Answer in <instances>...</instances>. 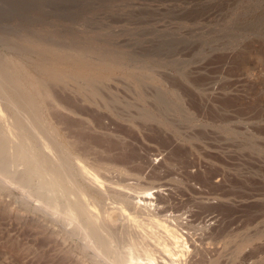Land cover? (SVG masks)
Returning <instances> with one entry per match:
<instances>
[{"label": "rangeland", "instance_id": "obj_1", "mask_svg": "<svg viewBox=\"0 0 264 264\" xmlns=\"http://www.w3.org/2000/svg\"><path fill=\"white\" fill-rule=\"evenodd\" d=\"M32 43L50 45L56 57L63 53L59 50L81 51L85 58L89 55L88 60L95 55L107 60L101 66L79 68L66 60L57 61L59 68L98 74L95 78L101 84L97 81L94 86L97 95L106 99L104 106H88L97 109L93 114L101 110L96 113L99 117L86 114L87 105L80 106L84 110L77 107L83 111L79 115L83 121L85 115L92 117L89 127L78 115L67 118L76 128L72 130L76 137L83 140L81 147L91 151L97 147L104 154L93 149L99 152L97 156L93 153L96 157L115 158L136 176L130 179L125 174L126 182L124 174V178H115L117 172L111 171L112 177L108 171L101 179L111 175L119 181L118 187L131 183L132 188L138 183L151 192L156 185L160 187V201H156L163 202V212L191 221L192 238L209 243L211 252L199 257V264H264V0H0V54L38 59L30 48ZM173 88L183 90L185 102ZM180 107L187 109L185 113ZM144 115L151 118L146 120ZM133 126L142 131L136 133ZM172 134L176 141L170 138ZM121 156H127L126 160ZM152 158V164L146 163ZM138 169L144 173L139 180ZM11 216L0 218V233L5 227L0 236L20 239L19 246L24 243V264H79L78 252L65 253L61 242L37 232L27 216L20 220Z\"/></svg>", "mask_w": 264, "mask_h": 264}, {"label": "bare ground", "instance_id": "obj_2", "mask_svg": "<svg viewBox=\"0 0 264 264\" xmlns=\"http://www.w3.org/2000/svg\"><path fill=\"white\" fill-rule=\"evenodd\" d=\"M30 48L31 50H33L32 52L35 51V53H38V57H39L38 59L36 58L35 60L25 59L19 56L20 54L17 56H14L15 54L10 55L9 53L3 55V52L0 54V218L1 220L3 221L2 218H5L3 217V215L5 216L6 214L10 215V213L14 215V217L11 216L13 217L14 220H16L17 218H19L20 220L21 217L25 218L24 216H27L28 215L27 212H28L30 215L27 216V218H29V221L27 220V218L26 221L33 223L34 225L33 227L38 228V230L36 229L37 232L41 230L44 233V235L46 234L47 238L52 237L53 239H56L59 242H61L62 244L61 243L59 244H61V246H64L63 248H65L66 250L65 253L67 252V254L70 253L72 254L78 252L80 254V257L77 259L78 262L76 261V263L79 264H86V263L87 264H196L198 263V261L200 260L199 257L204 258L206 256L205 254L206 253L208 254L210 250V247L208 245L209 243H206L205 241L202 242L204 239L201 240L200 239L201 237L199 238L200 240L197 241L192 238L191 236L192 232H190L189 229L192 226V224L190 223L191 221L189 222V220L187 222L183 220L184 219L183 217L185 216H182L183 219H181L178 218L179 216L178 217L176 216V213L173 216H171V214L169 216L163 212L164 211L162 205L163 202L161 201V205L160 203L157 202L160 201L159 199H157L160 197L158 191L159 189L157 190V188L160 187H157V185L154 183L156 185V191H158L156 192L155 189H153V191H155L154 193L156 194L154 196L153 191L151 192V190L145 189L146 191H150V192H145V190L142 189L143 188L142 186H144V184L142 185L139 182L142 185L141 186L135 182L136 180L134 181L136 184L135 183L134 184L138 185V187L140 186L141 190H144L143 193H139L140 191L138 192V190L140 189H138L137 186L135 187L134 184H133L134 186L133 185L132 186L137 189L138 193L133 191L136 189H134L133 187H132L133 189L131 188L130 182L132 181L128 182L130 183L129 184L130 186L126 185V188L129 187L128 189H126L123 186L126 183L123 182L122 179L119 180H121V182L125 184L122 183L123 185L120 187H118L119 181L117 179H115L117 181H113L114 178H111L110 177L111 175L106 176L108 180L104 178L101 179L102 177H104L105 175L104 173L105 172L107 173L108 171L109 173L107 174H111L112 173L111 171H116L117 173L115 174L116 175L115 178H120V177L124 178L123 176L125 174L128 175V178L130 177L129 176L130 174L131 175L130 179L132 178V175H134L133 179L134 177L136 179V176L134 173L131 174L132 171H130L129 168L127 170L126 168L127 166H123V164L121 165L117 163L118 160L115 158L114 161L117 160V162L115 161L116 163L112 159H110V161H107L104 160L105 157L104 159L103 158L99 159V156L96 157L97 156L96 154L100 152L99 150H97V147L95 149L92 148V151L89 150L90 148L89 149L82 148L81 146H84V143H82L83 140L81 138H80L81 140L79 139L80 135L76 137V133L73 132L74 131L73 129L76 128H74L73 124H71V122L68 120V119H73L71 117L69 118V115L70 116L72 115V117L73 116L75 117V115L78 116L81 115L80 112L82 110L79 111V108L80 109L83 108L80 106H84L85 108L87 105V109L88 106L90 105L97 107L100 105L104 106L106 103L105 102L106 99L104 97H100L99 95H97V93L99 92L98 87L94 86L97 83V81L100 80L95 78L96 77L95 75L98 74L92 75L93 73H89V72L80 73L77 72L76 70L59 68L57 66V61L66 60L69 61L70 65L73 68H79L82 66H90L93 64H98L101 66L100 63H105L107 60L103 59L102 57H99V55H97L98 57L95 55V57L97 58L95 59L94 57L93 58L94 60H92V58L88 60L89 55L87 58H85V56H83L82 54L84 52L81 53V51L80 53L82 55L78 51L76 53H71L69 51L70 54H68L66 51L59 50L63 53L61 56L56 57L53 56L52 47L50 45H45L42 43H32ZM16 53L18 52L16 51ZM32 69L34 70V72ZM168 79L171 80V78ZM99 82L97 83L98 86L99 84H101V82L100 83ZM174 91H175V95L179 97L178 98L179 100H182L184 102L186 101V98L185 100L183 98V94H182L183 90L182 91L178 90L179 92L181 91L180 93H176L178 92L176 91V89H174ZM183 93L186 95V92ZM100 95L102 96V94ZM188 97L187 100L190 99ZM193 99L194 98H192V101ZM78 106L79 108H77ZM178 106H181L179 105V102H178ZM180 108L182 111H184L182 107ZM96 110L97 109L93 110V108L92 110L88 109V112L86 114L88 115L93 114L94 111ZM98 110L100 109L98 108ZM97 112L100 113L102 111L100 110ZM97 112H95V114ZM65 114H67L68 117H66ZM95 114H93L94 116L93 115L92 116L95 117ZM101 114L100 117L102 118ZM148 114L150 113H147V115ZM192 114L191 116H193ZM88 115L82 117L85 119V121L87 120L88 125L84 123L85 121H83V119H81V117L79 116L80 117L79 119L83 121V124H86V127H89V123L91 122V118H92L91 116ZM98 115L96 114V116ZM145 115L144 117L141 116V118L142 117L145 118L147 116ZM81 116H83V114ZM108 116L107 119L109 118ZM150 116L153 117L154 115L151 114ZM150 116L146 117V120L147 118L149 119ZM74 119L76 121L79 120L78 118H77L78 120L76 118ZM107 119L105 120L107 121ZM128 119L130 120L129 117ZM157 119L159 120V118ZM105 120H102L101 122ZM131 120L133 122V119ZM153 121L155 122V120ZM72 122L74 123L73 120ZM132 122L130 123V125L132 124ZM162 122L164 123V121H161L160 123ZM111 123L114 124V121H112ZM140 123L141 122H139V124ZM163 123L162 125L166 124ZM77 124H79V122ZM139 124L138 125L135 124V125L139 127L141 126L143 128L142 125L145 124V127H147L146 125L147 122L146 123L143 122L142 125ZM80 125H82L81 121H80ZM80 125L76 126L75 124V126L78 128H80ZM96 125L98 126V124ZM100 125L101 124H99L98 127H100ZM155 125H157L156 122ZM136 126L135 127L133 126V129L135 128L136 130ZM157 126L163 127L161 125H157ZM110 127H112V125L109 126L108 128ZM160 127H157L158 130ZM94 128L96 130L97 127L95 126ZM75 131L79 132L80 130L78 131L75 130ZM97 131H99L98 128ZM112 131L110 130V132ZM141 131L139 130V132ZM104 132L106 133V130H104ZM137 132L138 131L136 130V133ZM101 133L105 134L103 132ZM159 133H162V131L160 130ZM80 134L82 133L80 132ZM168 134L166 133V135ZM113 135H115V133ZM173 136H171L170 138L173 139L176 137ZM174 141H176V138ZM170 145L172 144L170 143ZM143 148L144 147H142V149ZM93 149L99 152L95 154ZM106 153H110V152H106ZM102 154H104V152ZM102 154L101 156H103ZM117 156H120V154ZM127 156L125 157L121 156V159L122 158L124 159ZM153 158L149 159L150 162H146V161L145 162L152 164V162H154L156 159L154 158L153 161ZM131 161L132 160L130 159V162ZM146 166H148V164H146ZM152 167L154 166L152 165ZM144 168L142 169L145 172ZM135 169H133V171H135ZM137 172H139V169ZM139 173H137V179L138 176L141 175V173L140 174ZM113 174L114 173H112V175ZM118 174L122 176L118 177L117 176ZM146 174L147 173H145V175ZM126 175L124 179L127 182L129 181V179L126 180ZM187 175L189 176V174ZM108 177L111 179H109ZM112 177H114V175ZM146 182H145V186L147 185ZM149 184L147 185V188H149L150 186L152 187V184L151 185ZM122 187H124L125 189ZM151 187L150 189H152ZM129 189L130 190L132 189L133 192L130 191ZM186 189L187 188H185V190ZM161 192L163 191L161 190L160 193ZM162 194L163 193H161L160 195ZM175 195L177 196V194ZM105 199H107V201ZM162 200L165 201L164 199ZM192 200H195L196 202V199L193 198ZM199 200H201V198H199ZM202 200H204V198ZM184 203L187 204L186 202ZM198 203L200 204V202ZM164 206L168 207V205H165V203ZM188 222L191 224L190 227L188 226L190 225L188 224ZM3 229H5V227ZM32 229L34 228H31L30 230ZM201 229L203 230V228ZM24 230H22V232ZM30 232L29 234H31ZM203 232H199V233L202 234ZM201 234L199 235L202 236L203 234L202 235ZM16 236L18 235L16 234ZM10 237L0 236V264H24V262L27 259V255L24 254L26 253L25 252L26 248L23 245L24 243L22 244L24 247L21 244L20 246L22 247H20L18 245L19 244L18 242H21L19 241L20 239L19 240L17 239L18 240L17 242L15 239ZM32 238L34 240L33 236L31 237V240ZM203 238H205L206 240L205 236ZM58 241L55 244H58ZM46 243L47 242H45V244ZM30 244L32 245V243ZM40 246H42V243ZM62 252L63 254H65L63 250ZM33 256L34 255L30 257L33 258ZM47 257L49 258V256ZM31 258L29 260H32ZM57 260L59 261V259ZM199 263L201 262L199 261Z\"/></svg>", "mask_w": 264, "mask_h": 264}]
</instances>
